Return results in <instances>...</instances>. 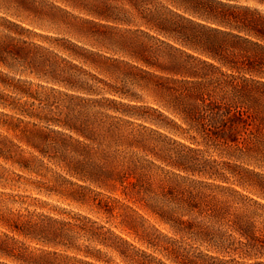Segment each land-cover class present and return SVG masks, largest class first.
Masks as SVG:
<instances>
[{
	"label": "trees",
	"instance_id": "1",
	"mask_svg": "<svg viewBox=\"0 0 264 264\" xmlns=\"http://www.w3.org/2000/svg\"><path fill=\"white\" fill-rule=\"evenodd\" d=\"M113 1L104 18L144 28L134 32L146 40L124 43L129 61L70 43L75 64L0 39L1 68L67 91H33L0 70V129L13 136L0 134L9 166L0 164V187L24 180L80 205L94 189L120 192L165 231L144 228L149 221L130 208L144 228L131 234L171 264H264V14L236 0ZM3 195L17 197L0 193V204ZM90 222L0 209V258L112 264L100 246L121 264H165Z\"/></svg>",
	"mask_w": 264,
	"mask_h": 264
},
{
	"label": "rangeland",
	"instance_id": "2",
	"mask_svg": "<svg viewBox=\"0 0 264 264\" xmlns=\"http://www.w3.org/2000/svg\"><path fill=\"white\" fill-rule=\"evenodd\" d=\"M259 1L263 0H236L234 3L241 6L256 8L264 14V4H261ZM108 4L118 6L120 3L113 0H14L13 3L10 2L9 4L5 0H0V17L6 20L0 18V39L8 42L9 40H7V37H12L14 38V41H12L13 45L14 43L16 44L17 41H23L27 44L34 43L42 49L45 48L53 51L59 57L69 61H72V59L69 57L68 52L65 51L71 49L70 43L76 44L87 50L100 52L112 58L129 61L122 52L126 49L124 43L127 39H133L135 37L146 40L142 38L140 32H134L137 29L143 30L144 28L135 24L126 25L104 18L102 15H111L109 14L111 9L107 7ZM6 7H9L8 11L5 10ZM117 15L121 17V15ZM152 43H154V41H152ZM42 49H40V51H43ZM72 62L79 64L76 61ZM0 70L4 73H8L10 76H16L15 78L33 83V91L37 90L44 93V91L36 87L38 84L42 85V87L53 86L57 90L66 91L63 86L45 82L42 79L28 74H10L8 70L1 68V66ZM91 72L112 85L118 87L122 86L121 83L111 80L103 74H99L93 70ZM140 93L145 96L142 92H139V94ZM41 96L43 99L45 95ZM51 100L50 98V102ZM145 101L147 103L149 102L148 99H145ZM4 112L11 114L8 110ZM24 121L28 120L24 119ZM0 134L7 135V133L1 129ZM7 136H9V138L13 137L12 134ZM209 155L210 158H216L217 161L219 160L215 154L209 153ZM0 164L9 170V166L3 164L1 160ZM48 167L51 168V166ZM8 174L10 178H13L10 172H8ZM22 175L27 176L26 174ZM32 179H34V177ZM23 183L24 180H19V182L15 183L16 187L19 188L8 186L0 187V193L17 195V197L12 199H10V196L3 195L1 199L4 200V202L0 204V209L7 210L11 213L21 212L24 214L25 210L29 212L35 211L67 220L76 217V215H82L90 219L91 222H95V224L90 222L87 223V225H92L94 227L99 225L104 226L106 229L111 230L116 235L127 240L134 247L145 251L147 254H151L165 264H171L162 254L147 248L131 234L132 231L129 228L133 227L132 229L140 232L144 228H149V224H155V222L153 219L149 218L146 213L140 210L137 205H134L131 201L122 196L120 192L116 194L102 192L104 195H101L97 194L99 190L94 189V193L89 195L88 202L80 205L59 199L56 196L49 197L37 194L31 191L27 186H24ZM236 189L244 192L239 187H236ZM107 196L113 198L109 199ZM114 198L116 201L113 200ZM105 203H108L110 207L109 211L106 212L104 210ZM130 208L136 210L149 221V223L145 222L143 224L144 228L139 226L142 221ZM131 222L134 223L130 224ZM155 226L157 229L165 232L161 226L157 224H155ZM0 231H3L1 227ZM79 242L84 246H94L84 239ZM31 246L37 247V245L34 244ZM96 249H100L104 259H110L112 264H121L120 259L111 250L100 246H97ZM0 262L14 264L9 260L1 258Z\"/></svg>",
	"mask_w": 264,
	"mask_h": 264
}]
</instances>
